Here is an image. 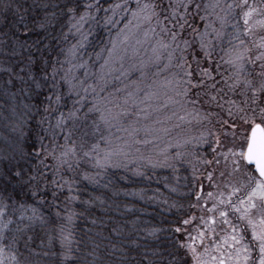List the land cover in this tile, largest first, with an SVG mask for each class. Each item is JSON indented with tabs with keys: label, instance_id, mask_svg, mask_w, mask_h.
Returning <instances> with one entry per match:
<instances>
[{
	"label": "trees",
	"instance_id": "16d2710c",
	"mask_svg": "<svg viewBox=\"0 0 264 264\" xmlns=\"http://www.w3.org/2000/svg\"><path fill=\"white\" fill-rule=\"evenodd\" d=\"M77 2L75 17L96 4L77 53L92 64L123 21L106 20L114 0ZM67 6L0 0V264H190L182 245L207 212L190 171L99 163L95 140L78 142L86 110L66 82L77 41ZM18 164L36 166L42 178L16 183Z\"/></svg>",
	"mask_w": 264,
	"mask_h": 264
},
{
	"label": "rangeland",
	"instance_id": "374dc122",
	"mask_svg": "<svg viewBox=\"0 0 264 264\" xmlns=\"http://www.w3.org/2000/svg\"><path fill=\"white\" fill-rule=\"evenodd\" d=\"M114 1L121 8L110 9V21L123 22L100 60L92 64L77 61L78 50L86 39L85 25L93 18L74 23L77 47L74 56L68 54L71 63L66 76L72 85L70 92L80 98L79 109L86 110L78 142L87 145L95 140L91 151L96 148L99 163L115 166L139 163L164 171L187 168L194 189L199 188L202 198L197 200L198 205L205 203L208 207L203 217L209 228L202 237L205 248L193 244L195 253L188 249L191 264L214 263L213 257L219 251L226 264H235V245L230 247L228 235L232 228L223 222L219 212L226 211L229 221L237 226L243 223L247 238L251 239V228L247 221L238 219L239 212L232 205H239L258 180L238 153L242 145L246 147L251 129V121L245 123L241 119L245 115L241 109L251 114L252 108L245 104V99L251 100L252 88L264 84L262 62L256 60L257 52L264 51L258 44L264 38V3L260 0H163L161 18L169 16L163 9L170 2L179 3L176 20L184 24L183 30L174 27V22L165 21V26L177 31L181 42L188 41L183 51L186 63L181 64L182 53L174 44L169 49H158L157 59L153 46L161 40L167 42L170 33L163 32L155 18L151 26L147 21L132 18L130 13L121 19L124 9L130 4L135 7L137 0ZM155 2L160 5V0ZM249 8L255 11L247 17L246 25L244 13ZM179 13H186L184 20H179ZM245 27H249L248 32L244 31ZM201 42L206 45L205 49L201 48ZM187 72L192 73L193 83L202 80L203 84L189 85V96L182 97L178 93L189 79ZM257 95L260 96L257 103L264 105V94ZM192 100L196 103H191ZM256 115L259 123L258 108ZM232 124L236 127L232 128ZM75 145L71 146V152ZM236 161H240L239 169ZM180 180L187 182L182 174ZM234 188L239 191L233 192ZM252 215L255 217L256 213ZM209 217L214 218L212 225Z\"/></svg>",
	"mask_w": 264,
	"mask_h": 264
},
{
	"label": "snow or ice",
	"instance_id": "6c2138e0",
	"mask_svg": "<svg viewBox=\"0 0 264 264\" xmlns=\"http://www.w3.org/2000/svg\"><path fill=\"white\" fill-rule=\"evenodd\" d=\"M161 5H163V0H160V5H157L155 0H137L135 7L125 8L124 11L129 12L132 18L141 20V22L147 21L150 26L152 25L153 19L155 18V23L160 25L161 30L163 32L170 33L167 42L161 40L160 42H158V45L153 46V50L157 52V59H159L158 49H169L174 44L176 46V49H179L182 53L180 57V63L185 64L186 62L183 59V51L184 48L188 46V41L184 40L181 42L179 40V33L165 26V21L174 22V27H178L183 30L184 24L176 20L179 3L170 2L169 5L163 9L164 11L169 12V16L163 18H161L160 14ZM79 7L80 4L77 2V0H68L67 11L73 14V18L77 19L79 22H83L86 18L93 15L90 10L92 8H95L96 4L95 2L85 3L83 5L84 11L80 13L79 17H75V12ZM184 7L187 8L188 5L185 4ZM119 8H121V4H114L110 6V9L113 11ZM254 11L255 9L249 8L248 11L244 13L246 25L248 24L247 17ZM185 15L186 13H179V20H184ZM106 20L110 21L111 17H106ZM262 23H264V21H262ZM249 27H245L244 31L248 32ZM147 35L148 31H145V36ZM181 43L183 44V47H181ZM258 44L260 49H264V38H261ZM76 47L77 45H72L69 49L68 54L74 56ZM201 48H206V45L203 42H201ZM111 51L112 50L109 49V52ZM205 55L210 56L207 51H205ZM172 58V53L169 52L168 59L171 60ZM237 59L239 60L241 58L237 57ZM256 60H260L262 62L260 67L264 69V51L257 52ZM251 62L255 64V60H252ZM240 66L243 67V64L241 63ZM204 72L206 73L207 70H204ZM261 74L264 75V72H262ZM186 75L189 77V79L183 84V91L178 93V95L182 97L189 96L191 91L189 85H191L192 87H198L200 84H203L202 80L197 83H193L191 79V72H187ZM66 82L69 83V91H71V82ZM245 83H250V81H245ZM87 88L88 86L86 85L85 91H87ZM252 92L253 96L251 100L247 98L245 99V104L251 106L252 108L251 114H249L246 109H241V111H244L245 113V115L242 116L241 119L244 120L245 123H248L249 120L251 121V136L246 141V147L245 145L241 146L238 155L243 161L248 162V167H251L253 164L255 165V170L259 173L260 179L256 181L255 186H252L250 188V191H248L247 195L239 201V205H232L233 209H235L236 212H239L238 219L240 221H247V226L251 228V239L248 240L247 243H245V240L247 239V229L245 228V225L243 223L237 226L236 224H233L231 223V221H229L226 211L219 212V215L223 218V222L230 225V227L232 228V232L228 235H230L231 239L230 247L232 245H235V264H264V105H259L257 103V101L260 99V96L257 95V93L264 94V84H262L260 88H252ZM56 99H59V95L56 96ZM82 99L83 97H81V100ZM191 103L195 104L196 101L192 100ZM257 108L259 110L260 117L259 123L256 122ZM232 115L233 113L230 111L229 116ZM224 123L227 124L228 122L225 121ZM235 127L236 125L232 124V128ZM37 151H44L45 153H47V149L43 144H41L40 149ZM228 151L231 152L232 150L229 149ZM232 154L234 156L237 155V153ZM61 155H66V153H62ZM209 163H211V161H209ZM236 167L239 169L240 161H236ZM10 176L16 183H19L21 185H32L35 184L39 178H42V174L38 173L36 166H20L19 164L17 165L14 172H10ZM236 191H239V189L234 188L233 192ZM231 194L232 193H229V195ZM215 207L216 206L213 205V208ZM2 210L3 209H0V211ZM253 212L256 213L255 217H253L252 215ZM208 219L209 221H212L214 218L209 217ZM187 222V220L184 221V223ZM4 227H7V225H4ZM176 231H180V229L177 228ZM201 235L203 236V233H201ZM228 235H226L224 238L225 242L228 241ZM182 247L190 248L195 253V249L191 244H184L182 245ZM254 247L257 251L258 260L256 259V256L252 255ZM2 253L3 248H0V255H2ZM12 259L15 260V256H13ZM173 264H175V259H173ZM220 264H224V261L221 260Z\"/></svg>",
	"mask_w": 264,
	"mask_h": 264
},
{
	"label": "flooded vegetation",
	"instance_id": "af4514ba",
	"mask_svg": "<svg viewBox=\"0 0 264 264\" xmlns=\"http://www.w3.org/2000/svg\"><path fill=\"white\" fill-rule=\"evenodd\" d=\"M253 170V169H252ZM254 172V171H253ZM254 174H255V172H254ZM256 175V174H255ZM257 176V175H256ZM259 179V178H258ZM242 197H244V195H242L241 196V198ZM199 198L201 199V197H200V194L199 195H197V197L195 198L196 200H199ZM200 201V200H199ZM233 202H235V200L233 201ZM203 206H204V208L206 209V211H208V207L206 208L205 206H206V204L205 203H203L202 204ZM228 214V213H227ZM210 223H211V225L214 223V220H212V221H210ZM208 226H205V224H204V218H200V224H199V226L196 228V230L194 231V234L192 235V242L190 243L191 245H193V244H195L197 247L198 246H200V247H203L204 246V248H205V243H203V239H202V237L204 238V234H205V232H207L208 231ZM201 233H203V236L201 235ZM248 240H250L249 238H247L246 240H245V243H247L248 242ZM252 255H254V256H256V259L258 260V255H257V251H256V249H255V247H254V250H253V253H252ZM213 259L215 260V262L214 263H211V264H215L216 262H217V264H220V261L221 260H223L224 261V264H226V261L223 259V256H222V253H221V251H219V253L218 254H216V255H214V257H213ZM192 263V259H191V262H190V264Z\"/></svg>",
	"mask_w": 264,
	"mask_h": 264
},
{
	"label": "water",
	"instance_id": "95a60500",
	"mask_svg": "<svg viewBox=\"0 0 264 264\" xmlns=\"http://www.w3.org/2000/svg\"><path fill=\"white\" fill-rule=\"evenodd\" d=\"M250 136H251V129H250V131H249V133H248V137H247V139H248ZM244 162H245L246 165H248V162H246V161H244ZM251 168L253 169V171L255 172V174L257 175V177L260 179V177H259V173L255 170V165H254V164L251 166Z\"/></svg>",
	"mask_w": 264,
	"mask_h": 264
}]
</instances>
